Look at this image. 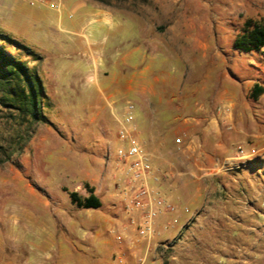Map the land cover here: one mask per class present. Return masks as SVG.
<instances>
[{"label": "rangeland", "instance_id": "obj_1", "mask_svg": "<svg viewBox=\"0 0 264 264\" xmlns=\"http://www.w3.org/2000/svg\"><path fill=\"white\" fill-rule=\"evenodd\" d=\"M104 1L108 4L95 0H0V38H4L0 44L40 78L44 93L40 106L45 117L36 124L21 110V101L11 94L16 91L14 81L0 86V264H112L117 260L131 264L132 259H144L146 249L154 252L155 264L161 245L171 247L170 256L177 259L171 264H206L210 251L212 264H225L226 254L230 263L244 264L249 252L259 255L254 264H264V96L256 100L250 96L254 80L264 85V52L236 54L231 59L234 74L241 80L232 85L223 80L218 83V68H211L200 54H192L188 45L199 37L230 54L228 46L245 20L264 16V0ZM57 2L63 25L79 22L74 29L90 35L93 49L86 55L94 54L99 62L98 77L105 76L102 94L99 78L96 81L92 72L87 75L83 69L81 48L62 52L53 47V41L78 38L52 33L59 16L49 5ZM73 2L87 5L72 12ZM94 4L127 11L141 20L139 26L146 36L154 29L164 33L168 28V35L178 41V53L164 63L156 60L150 68L153 76L171 78L174 85L169 84L161 106L173 111L162 113L157 128L145 129L143 144L136 139L142 153L158 148L168 157L167 163L159 175L157 162L147 155L149 172L139 184L132 179L129 166L115 158L125 143L117 139L116 132L110 137L108 131L120 127L118 119H123L126 102L137 107L139 97L134 91L124 93L119 88L118 92L110 85L115 78L112 34L108 29L101 31V37L93 33L88 12ZM44 30L53 34L47 41ZM138 31V24L133 23L131 48L138 43ZM210 69L213 73L204 77ZM131 73L138 71L127 69L124 74ZM226 88L229 103L238 94L245 108L244 112L227 109L230 119L223 121L220 151L212 153L210 143L186 152L182 139L176 142L177 135L165 136L169 130L165 124L191 114L175 109L180 96L193 103L203 102L205 94L214 102ZM173 93V102L168 104ZM103 126L108 129L101 130ZM85 185L100 199L99 209L70 206L67 192L78 186L76 193L87 195ZM141 187L148 190L149 198L137 205L135 194ZM156 199L173 205L175 212L157 213L149 237L147 210L149 202ZM19 201L27 207L36 202L35 210L43 217L37 225L40 230L15 222L13 209ZM39 201H57V210L69 217L70 224L58 222L51 231L45 219L49 210ZM163 223L174 224L175 245L168 239L162 242L157 234ZM71 224L84 230L83 239L76 236Z\"/></svg>", "mask_w": 264, "mask_h": 264}, {"label": "crops", "instance_id": "obj_2", "mask_svg": "<svg viewBox=\"0 0 264 264\" xmlns=\"http://www.w3.org/2000/svg\"><path fill=\"white\" fill-rule=\"evenodd\" d=\"M73 4V5H72ZM70 4L72 12H77L83 9L87 3L85 2H73ZM58 13V18L55 19L53 23L54 29L50 28L53 32H56L57 34H61L62 32L67 34H72L75 36H78L77 39H69L64 38L61 42L56 43V41H53V47L57 46V49L59 51H65L72 47L81 48L83 51L84 56L80 60L83 64L84 68L88 72H92V76L96 81L99 78V70H98V60L94 56V54L86 55L88 51H92L93 46L90 39L89 34H85L82 31L75 30L77 26L80 25L79 22H76V24H68L66 22L65 25H63L61 21V11L60 9H53ZM72 14V13H71ZM89 16V22H92L94 25L93 33L98 34L100 36L101 31L103 29L110 30L112 34V46H113V59H112V69L115 73V78L110 82V85L117 87V91L119 92V88L123 90L124 93H130L135 92V94L139 97V103L137 104V107H135V113H134V120L131 125V129H134L132 133V137L136 142V139L139 140V143L144 142V133L145 129L147 128H157L158 124L160 123V120L162 119V113L167 112L168 110L173 111V108H166L165 106H161L163 104V99L168 94L167 89L169 88V84H172L170 82L171 78L168 76L166 78L164 77H157L150 74V68L151 64H153L156 60H160L162 63L166 62L168 58H171V54L178 53V50L176 49V43L178 41L168 35V28L164 31V33H159L157 30H153L150 33V36H146L144 31L140 28L139 25H141V20L134 18L132 15H130L127 11L118 9V8H108V7H101L100 5H92V9L88 12ZM264 17V16H263ZM262 18V17H261ZM137 19V20H136ZM252 20V19H251ZM258 20V19H257ZM133 23L138 24V43L135 46V48L129 47L130 42V36L133 31ZM32 27V26H31ZM83 27V26H82ZM48 28V27H47ZM48 28V29H49ZM75 28V29H74ZM78 28V27H77ZM242 28V26H241ZM47 30L43 33V36L45 40L47 41V38L49 36H53L49 31ZM241 29L237 31V33L234 35L233 41L231 42L230 46V54L225 52L224 47H220L217 44H212L207 42L204 39H200L199 37H195L191 41H188L189 48L192 50V54H200L201 57L206 61V63H209L211 68L217 67L216 74L218 83H221V81H227L230 84H239L240 79L237 78L234 74L235 68L231 64V59L236 54H251L250 53H243L240 52L233 47L234 40L236 36L240 33ZM56 34V35H57ZM164 35V36H163ZM166 35V37H165ZM94 36V35H93ZM177 35L175 34V37ZM101 37V36H100ZM50 46V45H49ZM172 50V53H171ZM264 49H262L260 52L257 53H263ZM170 53V54H169ZM64 55V54H63ZM229 55L231 57H229ZM64 59L69 60L68 57H61ZM224 63V64H223ZM76 64H79V61H76ZM219 64V65H218ZM129 70H135L138 71V73H131L124 74L125 71ZM104 72V71H103ZM161 73V72H160ZM212 69L208 70L204 77H209L210 74H212ZM102 74V72L100 73ZM103 76V74H102ZM104 78V79H103ZM103 78H99V81L97 82L98 90L100 94L103 93L102 91V84H105V76ZM123 81V82H122ZM254 84H259L262 87H264L263 84L258 83L256 80H254L251 83V89ZM174 85V84H172ZM205 91V89L199 91V95L202 94ZM198 92V91H197ZM243 94V91H241ZM197 93H193L192 96H196ZM229 92L227 88L225 90L220 91L218 95L214 98V102L212 97L203 95V102H189L188 100H185V97L180 96L178 99L177 104H175V109L178 111H188L190 116L183 118L182 120L174 119V122L170 125L167 123L165 124V128H168L167 134L163 132L162 137H172L178 136L176 138V142H180V139H182L186 152L193 153L195 150L200 148V146L204 147L205 145H208L212 143L213 145V151L212 153L220 151L222 148L221 139L223 137L224 131H223V125L225 122L229 121L230 114L227 112V109L229 111H236V112H244V106L243 104H240L239 101V95L237 94L232 99V103H229ZM264 96V93L261 94L259 97ZM174 93L171 95V100L168 101V104H172ZM153 99L156 100V105ZM258 99V98H257ZM129 102V101H127ZM126 102V103H127ZM207 103H210L207 104ZM217 105L216 108H214V105ZM155 105V106H154ZM158 105V106H157ZM159 106H161L159 108ZM124 111H125V107ZM155 112L156 114H154ZM152 113L155 115L153 118L151 115ZM124 115V114H123ZM157 117V118H156ZM164 119V118H163ZM121 118L118 119L119 123H121ZM225 120V122H223ZM239 121V118H237ZM94 121V119H93ZM107 128V127H101V130ZM130 128V127H128ZM108 129V128H107ZM118 130H108L109 136L111 137L113 133L116 132L117 139L125 143L124 146H127V143L121 139L118 136ZM156 135L161 136V133L158 131H155ZM161 138V137H160ZM107 142H109L107 140ZM110 143H113L110 140ZM137 143V142H136ZM123 148L122 145L119 146L118 149ZM144 148V147H143ZM117 149V150H118ZM147 150H150L147 148ZM194 150V151H193ZM193 151V152H192ZM203 153V152H202ZM205 154V152H204ZM203 154V155H204ZM146 155V154H145ZM149 159L153 162H157V165L159 167L158 174L163 175L162 171L164 170V163H167V156L163 151L160 152L158 148L152 149L151 151H148L147 153ZM206 155V154H205ZM135 183H140V181H135ZM78 186H75V188L72 190L73 192H78ZM98 191L96 190V193ZM78 194V193H77ZM81 197H86L87 195L79 194ZM40 204H42L46 209H48V216L45 217L46 221L51 225V228L53 231L58 222L60 223H66L70 224L69 217L65 215L63 211L59 212L57 209L59 208L57 201H39ZM35 204L36 202L32 203L31 206L28 207L26 204L22 201H19L18 206L13 209L14 213V219L16 223H28L31 224V228L35 231L40 230L38 228L39 221L43 218L42 216H39L40 213H37L35 210ZM70 206L73 207L74 205L70 202ZM78 209V208H77ZM80 210V209H79ZM149 225V232L147 233L148 236H151V222ZM173 223H166L161 226L160 232L157 233L160 238L162 239V242L165 240H172L173 243L175 242V236L177 235V232L173 230ZM74 230L76 236L79 238H84V230L78 229L71 226H69ZM66 228V227H65ZM68 228V227H67ZM172 243V244H173ZM174 243L173 245H175ZM171 247H167L165 245H161L156 253V263L155 264H171L172 262H177V259H175V256H170L171 254ZM249 248H254V246H250ZM259 252L260 250H256ZM152 250L146 249V252L144 253L143 257V263L142 264H153L152 258L153 256ZM207 254V253H206ZM256 256H259L255 254L254 252L248 253V255L245 256L243 259L244 264H254V261L257 262ZM170 257V258H169ZM225 257V264H232L230 263V256L228 254L224 255ZM212 258L213 254L212 252H208V255H206V264H212ZM209 261L207 262V260ZM138 260L131 261V264H138ZM121 261V260H120ZM123 263V261H121ZM134 262V263H133ZM223 264V263H221Z\"/></svg>", "mask_w": 264, "mask_h": 264}, {"label": "trees", "instance_id": "obj_3", "mask_svg": "<svg viewBox=\"0 0 264 264\" xmlns=\"http://www.w3.org/2000/svg\"><path fill=\"white\" fill-rule=\"evenodd\" d=\"M95 1L108 4L104 0ZM3 44H0V86H7L14 81L16 91L11 94L21 101V110L30 116L36 124L44 122L45 117L40 106V97L44 93L40 78L30 73L20 60L7 54ZM233 47L243 53L260 52L264 49V17L258 20L246 19L240 33L234 40ZM263 93L264 87L254 84L250 96L256 100ZM84 189L88 193L86 197H81L73 191L67 192L70 202L78 209H99L101 201L94 194V189L88 185H85Z\"/></svg>", "mask_w": 264, "mask_h": 264}, {"label": "built area", "instance_id": "obj_4", "mask_svg": "<svg viewBox=\"0 0 264 264\" xmlns=\"http://www.w3.org/2000/svg\"><path fill=\"white\" fill-rule=\"evenodd\" d=\"M49 6L53 9H60L61 5L60 2H57L51 3ZM134 113L135 106L132 103L127 102L125 105L124 116L118 130V136L127 143V146L118 149L115 153V158L120 164L129 166V171L131 172V177L133 180L144 182L149 172L148 157L147 155L142 153V151L140 150L137 143L132 137L134 129H131V125L134 120ZM144 198H149V192L145 187H141L135 194V199L137 202L136 204H142V199ZM162 211L173 213L175 212V207L169 203L164 202L161 199H156L154 203L149 202L147 210L148 224L157 215V213H161ZM141 234H143V232ZM142 263L143 259H139L138 264ZM112 264H122V262L120 260H117L114 261Z\"/></svg>", "mask_w": 264, "mask_h": 264}]
</instances>
